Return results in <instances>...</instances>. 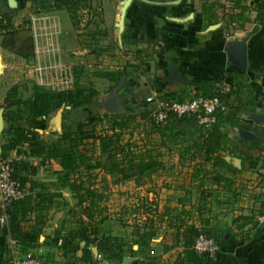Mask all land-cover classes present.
<instances>
[{
    "label": "crops",
    "instance_id": "crops-1",
    "mask_svg": "<svg viewBox=\"0 0 264 264\" xmlns=\"http://www.w3.org/2000/svg\"><path fill=\"white\" fill-rule=\"evenodd\" d=\"M201 1L210 4L206 13L202 11ZM234 1L90 0L91 9L82 10L88 23L74 27L62 8L39 9L32 0H0L2 23L9 18L15 33L24 30L29 37L30 64L26 66L25 78L31 80L34 47H43L45 41L38 37L34 44L32 34L40 33V17L48 16L58 30L56 44L60 57L71 67H81L97 92L88 106H61L59 129L54 121L58 109L47 117L17 121L14 125L59 134L63 123L73 124L102 113H121L125 109L148 111L151 106L145 101L148 96L154 100L180 101L216 91L223 94L225 105L219 123L225 141L218 153L229 169L226 165L215 167L214 171L225 181L204 183L203 187L209 192L206 197L199 193L201 187L197 178L191 190L178 184L176 196L168 201L169 205L188 208L190 217L183 218L184 223L195 227L203 226V215L196 214L190 207L200 204L226 206L231 201L228 195L235 189L245 192L249 208L257 206L264 202V21L255 19L256 6L261 0H238L237 5ZM123 2L126 5L122 11ZM237 6L242 8L241 30L234 29L226 19ZM30 13L37 15L32 24L27 21ZM6 37L0 30V99L9 88L3 86L9 74L4 54L11 51ZM241 42L244 43L243 66L235 59ZM15 54L25 58L23 53ZM102 71L121 74L112 85L95 74ZM5 126L2 120V129ZM37 126L40 129H35ZM249 156L257 159L254 168H248ZM0 158L36 162L35 158L9 149L2 135ZM43 169L39 167L34 175L27 177L51 191L53 176L47 175L45 179L36 176ZM23 188L27 191L25 196L38 190V187L30 189L27 182ZM54 191H58L60 197L52 199L37 234L30 233L33 214H29L26 221H10L7 216L5 224L0 223V264H7L12 257L25 253L37 257L40 264L65 262L61 247L70 244L65 233L73 224L62 204L71 199V193L66 188ZM249 208L242 215L248 214ZM181 218L179 216V220ZM183 229L182 224L177 231L175 225L168 229L162 225L145 246L138 247L130 241L127 244L134 252L125 251L127 244H124L118 261H112L120 264L122 257H126L129 259L126 264H170L183 250ZM242 235V240L237 236L227 237L208 264H264V221L256 229L244 226ZM78 244L82 246L83 242ZM89 249L94 263L97 255L108 257L110 253L104 244L91 245ZM79 254L76 251L74 255Z\"/></svg>",
    "mask_w": 264,
    "mask_h": 264
},
{
    "label": "trees",
    "instance_id": "trees-1",
    "mask_svg": "<svg viewBox=\"0 0 264 264\" xmlns=\"http://www.w3.org/2000/svg\"><path fill=\"white\" fill-rule=\"evenodd\" d=\"M237 2L238 0L234 1V5H237ZM32 3L36 4L39 9H64L74 27H79L82 22L83 25L88 23V19H84L82 10L91 9L90 0H32ZM201 3L202 11L206 13L210 4L203 1ZM235 9L236 11L226 15V19L234 29L241 30L242 8L237 6ZM255 19L264 21V0L257 3ZM0 30L7 36L8 43L14 40L15 31L9 18L6 17L4 23L0 19ZM24 41L28 44L22 43L19 49H16V53H23L27 56L28 52H24V49L29 47V37H25ZM72 74L73 84L68 90L51 91L33 84L30 93L21 98L18 95V87L12 85L0 99L2 119L6 124L0 135L6 138V146L9 149L14 148L17 154L21 153L24 157L36 159L35 164L23 159L10 161L12 177L19 182L21 187L26 182L29 183L30 189L38 187L33 194L13 201L7 208V214L10 221H26L27 216L33 214L30 233L37 234L44 223L47 210L52 205V199L60 197V193L54 190L66 188L75 202L66 209L73 225L65 233L70 244L61 247L62 256H66L63 264H94L89 246L99 244L109 247L110 253L106 257L108 260L118 261L119 252L123 251L124 244L120 243L116 236L99 233L96 223L93 222L91 207L94 201L101 197V194L93 187L92 179L96 173L104 172L113 178V183L139 181L144 178L150 180L152 175H156L162 166V161L158 159L161 153L151 154V149L144 147L147 143L137 144L133 135L138 122L147 118L151 124V131L145 134L150 135L153 131L157 133L161 145L165 141L174 146L178 144L179 151H176L178 158L187 162L192 161L195 164L194 176L198 179V186L201 187L199 193L202 197L208 196L209 192L206 187H203L204 183L225 181L221 174L214 171L215 167L227 165L218 153L225 141V134L219 129L225 108L216 113V122L209 127L198 126L190 116L169 117L164 124L156 125L148 119L147 111L144 110L135 112L125 109L121 113H102L73 124L63 123L60 133L52 132L54 138L50 140L42 139L31 128L14 125L17 121L47 117L61 106L76 108L90 105L97 94L91 80L81 81L79 79L83 75L81 67H72ZM95 74L106 78L113 85L121 72L102 71ZM212 95H216L223 103V94L216 91L199 96ZM96 124L105 126L96 131L94 129ZM87 144H90V148L86 147ZM92 146H95L96 150ZM247 160L248 168H254L257 159L249 156ZM39 167L49 170L53 176L54 181L51 183L54 186L53 190L50 191L42 183L28 179L27 175H34ZM226 167L229 169L228 165ZM95 169H97L96 172L93 171ZM128 194L133 196L135 203L125 207L124 212L138 214L142 217L140 224L137 223V219H132V226L136 230H142L138 233L134 232L136 238L133 244L138 247L145 246L162 225L165 229L175 225L176 231L181 224L184 226L181 234L183 250L170 264H208L224 240L229 237L221 232L214 233L213 227H209L208 221L204 218H202L203 226L201 227L185 225L183 218L190 217L188 208L164 205L157 210L156 202H149L145 195H140L138 192ZM190 208H193L198 215L207 212V206L204 204ZM179 216L182 217L180 220ZM258 216H264V202H259L257 206L249 208L248 214L236 216L232 222L240 220L236 225L239 229L246 225L250 228L254 226L256 229L263 222L257 221ZM117 221L119 225H127V222L122 219H117ZM198 234L210 237L216 243L218 250L213 256L197 254L192 250V241ZM233 236L242 240L244 235L239 233ZM80 241L83 242L82 246L78 244ZM76 251H79V256L74 255ZM125 251L134 252L128 244Z\"/></svg>",
    "mask_w": 264,
    "mask_h": 264
},
{
    "label": "rangeland",
    "instance_id": "rangeland-1",
    "mask_svg": "<svg viewBox=\"0 0 264 264\" xmlns=\"http://www.w3.org/2000/svg\"><path fill=\"white\" fill-rule=\"evenodd\" d=\"M16 33L14 40L7 43L8 46L11 47V51L5 52L4 54V63L9 66L7 70L9 74L7 79L3 80V86L10 87L16 85L18 87V95L24 98L30 93L31 86L33 85L30 79L24 77V72L27 69L26 66L30 64V59L28 55L23 58L15 54V52L22 43L28 44V42L24 41L25 37H27L24 30L23 32L19 31L17 34ZM27 50L28 49L25 48L24 52H27ZM79 79L81 81H87L89 76L86 75V72H83V75H81ZM104 126L105 125L102 124H96L94 129L97 131ZM39 127L37 126L35 129H40ZM147 131H151V124L146 118L138 122V126L136 130L133 131V135L137 144L147 143L144 147L150 148L151 154L161 153L158 159L162 161V166L158 169L156 175H152L150 180L144 178L139 181L129 180L123 183H113V178L100 171L96 173L95 177L92 179L93 187L101 194V197L95 200L91 207L93 222L96 223L99 233L116 236L120 243L123 244H127L136 238L135 231H137V233L142 231L141 229L136 230V228L132 226V219H137V223L140 224L142 217L138 214L124 212L125 207L135 203L133 196H129L128 193L138 192L140 195H145L149 202L155 201L157 210H160L162 206L169 205L168 201H172L171 199L175 198L177 193L175 190L176 185L180 184L184 189L191 190L192 183H194L193 181L196 178L192 172L195 164H193L192 161L187 162L182 158H178L176 152L179 151L178 144L174 146V144H168V141H165V143L161 145L159 144L160 141L158 140L159 136L157 133L153 131L150 135H146L145 133H147ZM37 133L40 134L41 138L44 140L54 138V135L51 134L52 132H46L42 129L37 131ZM86 147L90 148V144H87ZM92 147L95 149V146ZM152 147L155 148L152 149ZM44 171L48 172L45 173ZM93 171L96 172L97 169ZM47 175H50V172L45 169L39 170L36 174V176L41 179H45ZM125 193L127 194L125 195ZM228 200L231 201L226 206L213 205L207 207V212L205 211L203 213V218L208 221L209 227L213 226L214 233L221 232L224 235L233 236L242 233L244 227L241 229L237 228L236 225L239 224L240 220L232 222V219L242 214L244 210H247L249 205L246 201L245 192L241 191V189L233 190L228 195ZM74 202L75 199L71 198L66 204L62 205V208L66 210L67 207L72 206ZM117 219L126 221L127 225H119Z\"/></svg>",
    "mask_w": 264,
    "mask_h": 264
},
{
    "label": "built area",
    "instance_id": "built-area-1",
    "mask_svg": "<svg viewBox=\"0 0 264 264\" xmlns=\"http://www.w3.org/2000/svg\"><path fill=\"white\" fill-rule=\"evenodd\" d=\"M36 19L37 15L30 13L27 21L32 24ZM40 20L42 23L41 31L39 34L33 33L32 40L34 44L38 37H42L45 41L43 47H34V60L30 65L31 82L36 86L51 91L68 90L73 84L72 67L60 57L56 44L57 27L52 18L48 16H42ZM145 101L151 103L147 111V117L156 125L164 124L169 117L190 116L198 126L209 127L216 122V113L223 111L225 108L216 95L196 96L180 101L172 99L154 100L151 96H148ZM9 162L8 159L0 158L1 224H5L9 205L27 194V191L12 177V168ZM257 221H264V216H258ZM191 248L197 254H207L208 256H213L218 250V246L213 239L203 234H198L194 237ZM7 264H40V261L31 253H25L21 256L12 257ZM94 264L118 263L112 262L104 256L97 255Z\"/></svg>",
    "mask_w": 264,
    "mask_h": 264
},
{
    "label": "water",
    "instance_id": "water-1",
    "mask_svg": "<svg viewBox=\"0 0 264 264\" xmlns=\"http://www.w3.org/2000/svg\"><path fill=\"white\" fill-rule=\"evenodd\" d=\"M10 1H12V0H10ZM125 5H126V2H123L122 3V11H123ZM120 17H122V14H120ZM213 26H211V27H213ZM235 59L238 61L240 66H243V64H244V43L243 42H241L238 45V48L236 49ZM2 120H3L2 119V108H0V133L2 131ZM59 120H60V109L58 108V110L56 111L55 117H54V121H55L58 129H59V124H58ZM128 260H129L128 258L122 257L120 264H126V262Z\"/></svg>",
    "mask_w": 264,
    "mask_h": 264
}]
</instances>
